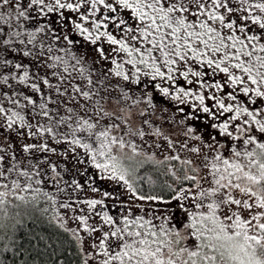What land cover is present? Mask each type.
<instances>
[{
    "label": "snow or ice",
    "instance_id": "obj_1",
    "mask_svg": "<svg viewBox=\"0 0 264 264\" xmlns=\"http://www.w3.org/2000/svg\"><path fill=\"white\" fill-rule=\"evenodd\" d=\"M41 242L264 264V0H0V264Z\"/></svg>",
    "mask_w": 264,
    "mask_h": 264
},
{
    "label": "trees",
    "instance_id": "obj_2",
    "mask_svg": "<svg viewBox=\"0 0 264 264\" xmlns=\"http://www.w3.org/2000/svg\"><path fill=\"white\" fill-rule=\"evenodd\" d=\"M6 58L13 59L16 62H19V53H12V54H5ZM25 62H27V58H25ZM153 179H156L155 175L153 176ZM163 177H160V180H162ZM145 190H148V185H145ZM157 190H159L157 188ZM173 209L175 211L177 217L180 216V210L176 207V204H172L170 206V210ZM32 227L31 222H29L28 227L25 228L23 231L27 232ZM36 231L38 232H44L42 226L37 225ZM46 234V232H45ZM4 242H7L6 240ZM20 243L23 244L25 249H31V245L28 243L27 239H21ZM35 243V241L33 242ZM44 243L39 244V250L41 251V255L36 256L35 253H31L32 256L35 257V260L29 259V264H59V261H63V264H79V261L77 257L72 253L71 248H69L67 245H65L66 248H68V251H64L63 249L56 251L55 254H52V251L49 250L47 253H44Z\"/></svg>",
    "mask_w": 264,
    "mask_h": 264
},
{
    "label": "rangeland",
    "instance_id": "obj_3",
    "mask_svg": "<svg viewBox=\"0 0 264 264\" xmlns=\"http://www.w3.org/2000/svg\"><path fill=\"white\" fill-rule=\"evenodd\" d=\"M173 204H174V202H173ZM162 207V206H161ZM170 210V209H169ZM170 211H173V209H171Z\"/></svg>",
    "mask_w": 264,
    "mask_h": 264
}]
</instances>
